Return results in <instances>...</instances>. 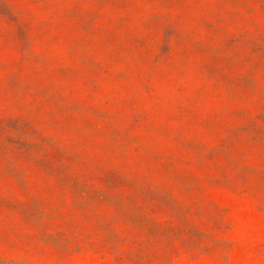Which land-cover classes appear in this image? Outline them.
<instances>
[{
    "label": "rangeland",
    "instance_id": "rangeland-1",
    "mask_svg": "<svg viewBox=\"0 0 264 264\" xmlns=\"http://www.w3.org/2000/svg\"><path fill=\"white\" fill-rule=\"evenodd\" d=\"M0 264H264V0H0Z\"/></svg>",
    "mask_w": 264,
    "mask_h": 264
}]
</instances>
